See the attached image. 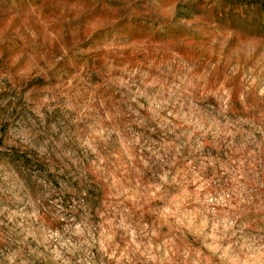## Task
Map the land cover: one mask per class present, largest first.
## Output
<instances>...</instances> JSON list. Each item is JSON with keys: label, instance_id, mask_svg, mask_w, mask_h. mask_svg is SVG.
I'll use <instances>...</instances> for the list:
<instances>
[{"label": "rangeland", "instance_id": "374dc122", "mask_svg": "<svg viewBox=\"0 0 264 264\" xmlns=\"http://www.w3.org/2000/svg\"><path fill=\"white\" fill-rule=\"evenodd\" d=\"M0 264H264V0H0Z\"/></svg>", "mask_w": 264, "mask_h": 264}]
</instances>
